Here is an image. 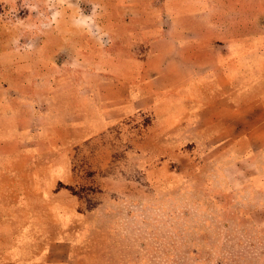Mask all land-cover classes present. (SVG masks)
<instances>
[{"label":"rangeland","instance_id":"374dc122","mask_svg":"<svg viewBox=\"0 0 264 264\" xmlns=\"http://www.w3.org/2000/svg\"><path fill=\"white\" fill-rule=\"evenodd\" d=\"M244 3L0 0V138L34 119L0 157V264H264V135L244 110L197 124L164 94L101 88L133 73L104 58L119 43L85 54L134 5L178 27L215 21L224 39Z\"/></svg>","mask_w":264,"mask_h":264},{"label":"crops","instance_id":"0c3cea01","mask_svg":"<svg viewBox=\"0 0 264 264\" xmlns=\"http://www.w3.org/2000/svg\"><path fill=\"white\" fill-rule=\"evenodd\" d=\"M244 4L252 7V15L235 20L241 27H224L229 34L241 33L224 39L222 27L215 21L207 26L200 23L196 28L178 27L172 19L167 24L149 20L146 9L134 5L126 10L135 15L116 17L107 26H99L101 33L88 38L94 44L87 43L85 54L101 48L107 51L115 41L120 50L115 53L109 49L104 58L134 65L133 73L126 76L121 70L123 75L103 83L102 89L116 87L130 94L148 95L153 101L155 96L164 94L175 104L196 109L197 124H204L207 116L214 125L224 118V111L231 118L243 109L246 123L264 135V0H245ZM106 11L112 12L109 8ZM125 27L132 29L127 45L121 38ZM106 73L115 75L111 71ZM32 120L20 116L16 125L18 136L0 138V157L20 151L26 143L22 133L31 131L28 128L34 123Z\"/></svg>","mask_w":264,"mask_h":264}]
</instances>
